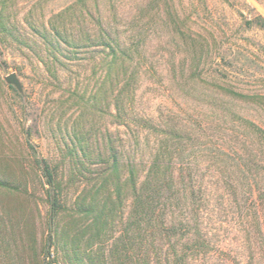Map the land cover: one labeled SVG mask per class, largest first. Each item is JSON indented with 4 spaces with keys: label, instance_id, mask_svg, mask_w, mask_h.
<instances>
[{
    "label": "trees",
    "instance_id": "trees-1",
    "mask_svg": "<svg viewBox=\"0 0 264 264\" xmlns=\"http://www.w3.org/2000/svg\"><path fill=\"white\" fill-rule=\"evenodd\" d=\"M137 1L76 0L53 16L48 27L42 26L41 37L54 54L62 45L81 52L102 50L103 57L93 60L105 75L91 107L104 106L116 127H123L124 137L108 132L106 139L96 140L98 147H67L64 168L40 157L34 147H23L20 157L13 152L4 156L0 192L25 201L18 223L29 237L28 254L37 255L35 211L40 213L30 186L34 178H44L50 230L44 251L51 255L54 248L64 264H198L217 255L220 230L234 226L245 233V258L264 264V188L253 199L237 168L224 159H237L239 147H183L188 124L175 113L165 118L148 113L138 98L140 81L158 73L151 52L160 12L152 2L141 8ZM164 3L172 16L170 0ZM183 61L176 63L174 54L170 56L171 84L196 80L206 90L251 99L218 85L222 75L216 70L207 82L201 62L186 68ZM84 141L75 144L83 146ZM240 150V165L251 173L255 149ZM259 153L264 155V149ZM76 182L82 189L69 203L67 192ZM12 208H0L5 232L13 220Z\"/></svg>",
    "mask_w": 264,
    "mask_h": 264
},
{
    "label": "rangeland",
    "instance_id": "rangeland-1",
    "mask_svg": "<svg viewBox=\"0 0 264 264\" xmlns=\"http://www.w3.org/2000/svg\"><path fill=\"white\" fill-rule=\"evenodd\" d=\"M151 2L154 11L160 12L155 19L156 43L151 52L158 73L139 83L138 98L144 110L162 118L175 113L188 124L183 147H239L237 159H224L237 168L244 190L258 199L264 188V164L260 160L264 155L259 153L264 149V0H170L172 16L166 13L164 0L137 1L141 8L149 7ZM75 3L0 0V167L6 162V154L19 156L23 147H34L40 157L64 168L67 147H98L96 140L106 139L108 132L124 137L123 127H116L104 106L91 107L105 75L93 60L103 57L102 50L81 52L62 45L61 52L54 54L41 37L42 26L48 27L53 16ZM125 11L126 16L131 14L130 8ZM172 54L176 63L186 58V68L201 62L199 67L207 82H211L210 72L216 70L222 75L217 74L218 85L229 86L251 99L206 90L207 85L196 80L181 86L171 84L168 61ZM13 73L23 91L5 80ZM190 130L199 134H190ZM79 139L85 140L83 146L75 144ZM241 147L255 149L251 173L240 165ZM9 163L16 170L17 165ZM44 183V178H34L30 186L36 191L40 210L35 211L36 257L29 256V237L18 223L24 199L0 192V208L13 205L8 232L0 219V264H64L57 259L54 248L51 255L44 251L50 232L46 224L49 186L44 187ZM81 187L78 182L69 187V203ZM236 228L220 230V251L198 264H255L251 257L245 258L241 248L245 233Z\"/></svg>",
    "mask_w": 264,
    "mask_h": 264
},
{
    "label": "water",
    "instance_id": "water-1",
    "mask_svg": "<svg viewBox=\"0 0 264 264\" xmlns=\"http://www.w3.org/2000/svg\"><path fill=\"white\" fill-rule=\"evenodd\" d=\"M5 80L11 84L14 85L19 91H23V86L21 81L19 80L18 76L16 74H10L8 75Z\"/></svg>",
    "mask_w": 264,
    "mask_h": 264
}]
</instances>
